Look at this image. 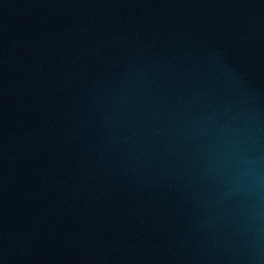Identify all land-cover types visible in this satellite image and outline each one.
I'll return each instance as SVG.
<instances>
[{"label":"water","instance_id":"1","mask_svg":"<svg viewBox=\"0 0 264 264\" xmlns=\"http://www.w3.org/2000/svg\"><path fill=\"white\" fill-rule=\"evenodd\" d=\"M0 264H264V0H0Z\"/></svg>","mask_w":264,"mask_h":264}]
</instances>
